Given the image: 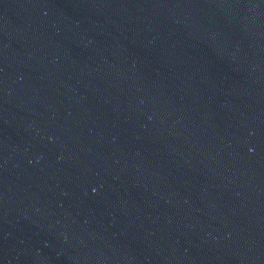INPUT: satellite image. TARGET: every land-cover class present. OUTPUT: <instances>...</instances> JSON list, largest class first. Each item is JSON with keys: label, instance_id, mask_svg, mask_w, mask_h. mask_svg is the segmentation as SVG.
I'll return each mask as SVG.
<instances>
[{"label": "water", "instance_id": "1", "mask_svg": "<svg viewBox=\"0 0 264 264\" xmlns=\"http://www.w3.org/2000/svg\"><path fill=\"white\" fill-rule=\"evenodd\" d=\"M109 0H0V264H38Z\"/></svg>", "mask_w": 264, "mask_h": 264}]
</instances>
